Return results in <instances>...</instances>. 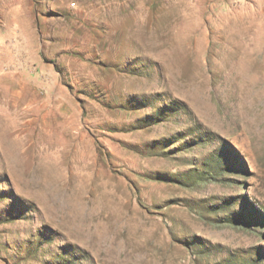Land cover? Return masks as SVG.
Returning a JSON list of instances; mask_svg holds the SVG:
<instances>
[{"label": "rangeland", "instance_id": "1", "mask_svg": "<svg viewBox=\"0 0 264 264\" xmlns=\"http://www.w3.org/2000/svg\"><path fill=\"white\" fill-rule=\"evenodd\" d=\"M0 264H264V0H0Z\"/></svg>", "mask_w": 264, "mask_h": 264}]
</instances>
